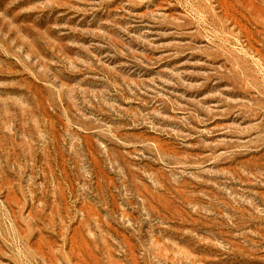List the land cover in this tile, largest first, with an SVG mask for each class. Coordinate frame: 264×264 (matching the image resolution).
<instances>
[{
	"label": "rangeland",
	"instance_id": "1",
	"mask_svg": "<svg viewBox=\"0 0 264 264\" xmlns=\"http://www.w3.org/2000/svg\"><path fill=\"white\" fill-rule=\"evenodd\" d=\"M0 264H264V0H0Z\"/></svg>",
	"mask_w": 264,
	"mask_h": 264
}]
</instances>
